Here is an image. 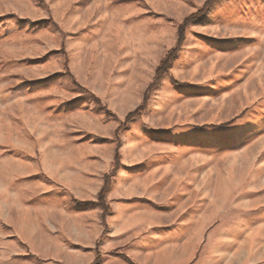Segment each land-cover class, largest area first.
Wrapping results in <instances>:
<instances>
[{
    "label": "rangeland",
    "instance_id": "rangeland-1",
    "mask_svg": "<svg viewBox=\"0 0 264 264\" xmlns=\"http://www.w3.org/2000/svg\"><path fill=\"white\" fill-rule=\"evenodd\" d=\"M146 92L150 151L217 179L203 210L220 233L215 261L264 264V0H0V264H58L43 251L56 237L49 213L71 197L59 155L86 146L120 162L134 121L118 128Z\"/></svg>",
    "mask_w": 264,
    "mask_h": 264
},
{
    "label": "crops",
    "instance_id": "crops-1",
    "mask_svg": "<svg viewBox=\"0 0 264 264\" xmlns=\"http://www.w3.org/2000/svg\"><path fill=\"white\" fill-rule=\"evenodd\" d=\"M138 61L150 65L151 72L157 64L145 58ZM143 92L142 84L126 93L125 113L138 105ZM141 116L133 120L135 127L123 144L117 168H113L114 156L89 152L86 146L59 155L68 163L66 175L71 179L64 181V187L71 197L69 204H57L49 213L56 237L43 252H50V261L93 264L99 256V264H129L124 258L132 264H218L212 247L220 233L214 228L216 220L203 212L211 207L209 187L216 186L215 175L177 167L178 159L170 153L150 151L155 143L138 131V125L150 130V105L146 117ZM110 175L105 198L108 215L103 216L97 206L78 208L72 203L96 202L104 178Z\"/></svg>",
    "mask_w": 264,
    "mask_h": 264
},
{
    "label": "trees",
    "instance_id": "trees-1",
    "mask_svg": "<svg viewBox=\"0 0 264 264\" xmlns=\"http://www.w3.org/2000/svg\"><path fill=\"white\" fill-rule=\"evenodd\" d=\"M203 11H198L197 13L190 15L189 17H187L183 23L180 25V27L178 28V41L176 43V47L175 49H173L171 52H169L159 63L157 69L155 70V75H154V82L152 85L149 86L147 92L150 91V89H152L155 85L156 82H158V80L167 73L168 69L170 68L171 63L176 59V53L179 50L180 46H181V42L183 40V35H184V30L187 26H189L192 23H195L197 21H199L201 14ZM175 85H177L176 82H174ZM147 92L146 95L143 99V102L140 104V106L133 112L129 113L124 121L121 127L118 128V130H120L122 127H126V125L133 121L134 119L140 117L142 114L145 113L146 108H147V102H148V98H147ZM94 102L96 104V106H98L99 108L102 109V111L105 113V117L109 118L112 117V114L110 113V111H108L104 106H102L101 102L97 99V98H93ZM65 111H71L73 110V105L72 103H68L65 106ZM119 164V154L118 151L116 150L115 152V157H114V168L116 166H118ZM110 176H106L104 178V184L102 189L100 190V192L97 194V200L96 202H82L79 203L75 200H73V202L77 205L80 206H84V205H93V206H97L99 207L102 211H103V216H106L109 214L110 212V208L108 206H106L105 203V198H106V194L110 188ZM129 264H132L127 258H124ZM98 263V262H97Z\"/></svg>",
    "mask_w": 264,
    "mask_h": 264
}]
</instances>
